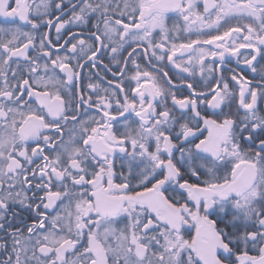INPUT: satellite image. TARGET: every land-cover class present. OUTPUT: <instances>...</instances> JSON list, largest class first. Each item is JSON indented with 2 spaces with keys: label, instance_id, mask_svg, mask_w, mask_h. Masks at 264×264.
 <instances>
[{
  "label": "snow or ice",
  "instance_id": "snow-or-ice-1",
  "mask_svg": "<svg viewBox=\"0 0 264 264\" xmlns=\"http://www.w3.org/2000/svg\"><path fill=\"white\" fill-rule=\"evenodd\" d=\"M66 8L72 15L69 21L56 18V40L60 41L65 24L79 21L84 25L95 17L96 32L89 36L94 43L79 38L83 33H70L58 47L43 33L37 45L35 35L20 26L34 31L42 25L51 28L52 19L42 18L53 15L49 9L63 13ZM169 11L181 14L189 31L197 22L198 29L219 31L233 19L252 20L257 27L251 23L229 27L219 35L198 30L197 35L209 38L175 44L165 24ZM0 18L9 25L0 24V231L11 229L6 214L16 203L37 211V219L26 226V236L20 229L8 232L13 237L12 251L0 264H232L233 257L238 264H264V139L257 136L258 132L264 135V116L257 114L258 100L264 101V75L255 88L242 74L230 77L238 84L237 110L245 111L237 123L221 109V105L230 106L226 100L237 99L222 75L210 92L212 100L204 106L223 117L217 120L198 110L197 98L204 93L191 83L185 85L190 96L177 99L135 59L147 57L149 68L153 60L166 59L180 69L181 63L173 57L177 52L188 53V67L183 71L199 65L204 73L206 59L213 58L214 63L218 58L223 65L226 54L235 55L244 48L255 51L251 59H244L251 66L257 56L264 60V0H0ZM156 30L159 42L153 37ZM244 32L247 35H241ZM237 38L244 43L236 46ZM125 44L132 48L127 57L123 56ZM204 46H215V50L206 51ZM30 49L35 56L29 55ZM60 49L64 55L53 59L51 50ZM109 51L110 62L122 74L129 64L136 69L133 99L127 94L117 96L123 91L119 85L95 100L82 92L73 93L83 67L80 60L87 57L92 68L99 64L111 71L100 58ZM158 52L163 54L157 56ZM41 60L46 62L41 64ZM21 61L27 65L31 82L24 78ZM207 70L212 72L211 63ZM162 75L169 88L175 87L166 72ZM97 87L87 85L89 91ZM79 105L94 106L99 119L77 121ZM113 106L125 120V113H134L139 127L126 125L129 130L118 138L113 132L117 116L107 110ZM68 112L74 113L71 121ZM68 122L80 127L69 129L65 141L61 126ZM201 123L208 136L195 143L203 131ZM45 131H54L61 139L56 142L55 137L44 136ZM241 139L258 140L261 151L242 152ZM125 143L132 149V159H139L143 167L129 176L121 174L125 182L114 184L115 145ZM45 148L54 155H45ZM120 152L127 149L121 147ZM201 173L208 179H202ZM193 178L198 182L190 183ZM137 187L143 191L137 192ZM169 188L185 191L186 202L166 196ZM27 192L40 203L26 204ZM117 192L121 194H112ZM49 210L56 214L49 217ZM120 217L130 223L114 227ZM189 225L195 228V236L187 239L183 232ZM241 245L244 251L238 253ZM252 249L259 256H250Z\"/></svg>",
  "mask_w": 264,
  "mask_h": 264
},
{
  "label": "flooded vegetation",
  "instance_id": "flooded-vegetation-1",
  "mask_svg": "<svg viewBox=\"0 0 264 264\" xmlns=\"http://www.w3.org/2000/svg\"><path fill=\"white\" fill-rule=\"evenodd\" d=\"M36 2H39V0H36ZM14 6V5H13ZM50 12L53 13V15L49 17H44L42 19H52L53 26L51 28L47 26H41V28L38 31L32 30L30 27H24L23 25H20L23 28V31L25 32H31L35 35L36 40L35 43L39 44V39L41 34L47 33L48 39L52 41L53 44H56L59 47V44H62L65 39L68 38L70 33H83L82 37L87 43H94L92 40L89 39V36L91 33L96 32V29L93 27L95 23H97V20L95 17L91 19V21L88 24L81 25L79 21H71L70 23L65 24V27L61 29L60 32V41L58 42L56 40V24H57V17H59L60 21H69L71 18V10L67 9L65 12L61 13L59 11H56L55 9H49ZM198 11L202 12V7L198 9ZM118 18V17H117ZM214 18V17H213ZM139 20V17L137 15V21ZM128 21L125 20V23ZM199 22H197L198 25ZM223 24V22H221ZM251 23L253 27H257V23L252 20H231L228 24H225L223 27L219 29V31L211 30L207 28L198 29L197 25H193L191 30H188V22H185L183 20V16L179 14L178 12H168L165 15V24L166 26L171 30L169 33L171 43L175 44H181V43H189L192 40L197 39H207L209 38L208 35H197V31L199 30L202 33H210L211 35H219L222 34L224 30H226L229 27H244V25ZM0 24H3L5 26H9L8 23L0 18ZM17 24H20V22L17 21ZM175 26V27H174ZM101 30L103 29V25H100ZM158 30L153 32V37L156 42H159L160 37L157 35ZM98 34V33H97ZM241 35H247V32L242 33ZM75 42V41H73ZM244 43L242 39L237 38L236 39V46L239 44ZM126 51L123 52V56L127 57V53L132 50V48L128 47L127 44H125ZM132 47H136L135 44H132ZM194 49L197 48L196 45L193 46ZM206 51L215 50V46H204ZM50 50V49H49ZM52 51V58L55 59L57 55H64V52L62 49L59 51L51 50ZM137 53H139V48H137ZM162 52H158L157 56L162 55ZM255 54L254 49H244L240 48L239 52H237L235 55L226 54L225 55V63L222 65L219 63V59L215 58V62L212 63L213 58H208L205 60V72L201 73L199 65L194 66L190 69L188 72H184L183 68L188 67V53H183V55L177 52V56L173 57V60H176L178 63H181L182 67L180 69H177L175 65L171 61H167L166 59L164 61H161L157 63L155 60H153V67L149 68L148 65L145 63V59H148L147 57L145 59H140L139 56H137L136 63L140 64L142 68L152 72L153 76L157 78V82L159 86L164 88L165 90H168L172 93H174L177 97V99H183L185 97L190 96V91L185 85L187 83H191L193 87L196 89L197 92L204 93V95L201 98H197V104H198V110H201L202 115H207L212 119L220 120L223 117L218 115H213V110L211 107H204L212 100V95L210 94L211 90L215 87L216 82L219 81L220 76L222 75L226 81L229 84V91L232 93H235L237 95V99L235 101H227L230 106L225 107L224 105H221V109L223 110L224 115H226L228 118H231L233 120H236L237 123H239L240 118H242L245 115L244 110H237V105L239 103L238 101V84L233 82L230 77L233 75L242 74L244 77H246L251 82V87L255 88L257 85H259L262 82V75L264 73L261 72V67L264 66V60H261L259 56H257V59L252 62V65H246L244 63V59L247 57L248 59H251V56ZM30 56H35L36 53L32 49L29 50ZM99 55V54H98ZM110 51L106 52L103 56H101V60L105 65H108V67L111 69V71H105L103 68L100 67L99 64L96 65V68H92V66L87 62V57L80 60V63L83 65L82 69L80 70L81 75L80 79L76 83V87L73 88V93L76 92H82L85 96H92V99L95 100L97 98V95L99 96H108L114 89L113 85H119L123 91L118 92L117 96L122 97L123 95L127 94L129 100H132L135 96L134 89L137 86V83L133 77L135 76L136 69L129 64L126 72L123 74L118 71V67L115 66L113 63L110 62ZM177 57H180V59H177ZM119 58V57H118ZM193 58L195 59V55H193ZM79 59V58H77ZM46 61L41 60L40 63L43 64ZM75 63V61H73ZM211 63L212 72H209L207 70V66ZM22 67L25 71V77L32 81V78L27 75V65L21 61ZM123 67V66H120ZM255 67L256 72H252L251 68ZM12 68L15 69V64L12 65ZM155 68H159L160 71H154ZM166 72L168 77L171 79V82L175 87L169 88V84L165 81L162 73ZM113 73L116 74V77L113 76ZM43 75L44 73H40ZM51 74V70L49 72ZM57 75H60L59 69H57L56 72ZM122 78H119L121 77ZM89 83L96 84L98 87L96 89H93L89 91L87 89V85ZM143 83V81H141ZM105 89L108 90V92H105ZM42 90V89H41ZM95 93V94H94ZM61 96L64 97L65 100L68 99V95L65 94V91H61ZM195 98V97H194ZM123 102V100H121ZM166 103L171 109L172 101L171 98L168 97L166 99ZM136 111L140 110V103L137 99L136 101ZM158 110H160V106H157ZM221 109H217L216 111L219 112ZM111 112L112 115L117 116V122L113 124V132H115L116 136L119 138L123 133L128 131L129 129L126 127V125H131L133 128H138L139 125L135 123V121L138 119L135 117L134 113L129 116L128 113H125V116L128 117L127 120L121 118L118 116V113L115 110V106H113L112 109H107ZM69 121H71L72 115L74 113L68 112ZM178 115V113H176ZM257 114L264 116V101L258 100L257 103ZM77 121L81 120H89L90 117H96V119H99V116L97 115V110L95 107L87 108L84 105H79V114H76ZM45 119H48V117H45ZM87 126V125H85ZM92 127H95L96 125H91ZM80 125L79 123L73 124L71 122H68L66 124H63L61 126L62 128V138L67 141L69 139V129H79ZM200 128L203 130L202 133L198 134L199 139L195 140V143H199V140L205 139L208 136V131L204 130L205 126L201 123ZM179 131V128L176 129ZM44 136L49 137H55L56 142H59L61 139V136H57L54 131H45L43 132ZM247 136V133L244 134ZM257 136H259L260 139H264V135H261L259 132L257 133ZM77 140L79 139V134H77ZM242 152H259L261 149L258 147L259 141L256 140L255 143H250L244 139L240 140ZM35 146V145H32ZM43 147V144L40 145ZM124 147L127 149L126 153L120 152V148ZM187 147H192V145H187ZM116 152L113 154V171L116 175L113 177V183L114 184H120L123 181L120 178V175L123 174V176H129V172L132 171L134 173H138L142 167L143 164H141L140 160H133L132 159V149L129 147L126 143L124 145H115ZM152 150V149H150ZM264 154V153H262ZM45 155L52 156L54 153L49 152L47 148H45ZM177 155H179L177 153ZM40 161H37L39 163ZM202 162V161H194V163ZM137 164H140V167H136ZM98 170V169H97ZM183 171V169H182ZM202 179H208L207 176H205L203 173H201ZM186 178H188L186 176ZM38 182V181H37ZM190 183H197L194 178L190 179ZM138 183V181L136 182ZM131 186V185H130ZM104 187H107V184L104 185ZM151 187V185H149ZM58 189L54 188L53 191H56ZM137 192H142L143 188L137 187L135 189ZM89 192L92 191V189H88ZM114 195H119L121 193H112ZM33 193L27 192V196L30 198L25 203L26 204H32L35 205L36 203H40L39 200H33L31 199ZM38 195H42V193H39ZM165 195L168 196L170 199L175 196L176 198L180 199L181 202H186L187 200V194L183 190L177 189L175 192H173L172 188H169L167 192H165ZM45 203L47 201H44ZM175 202V201H173ZM59 204V202H57ZM192 205L189 204V207ZM39 211H43V208L39 209ZM18 213V215L13 216L12 213ZM56 214V210H49L48 215L49 217L54 216ZM7 218L11 224V229L6 228L4 231H0V244L4 245V247H0V260H6L7 257L11 254L12 251V243H13V237L8 234L9 231H13L16 229L21 230V234L23 236L27 235V225H30L34 220L37 219V211L34 210V208H28L20 205L19 203H16L10 211L6 214ZM212 219H215V217H211ZM120 221L124 222L125 224L130 223V221L124 220L123 217H120L117 219V223ZM120 224V223H119ZM188 231L183 232L184 236L192 235L195 236V228L191 225L188 226ZM242 248L243 245H242ZM238 250V249H237ZM250 256H259V251L256 249H252L248 252ZM232 264H238V261L233 257Z\"/></svg>",
  "mask_w": 264,
  "mask_h": 264
},
{
  "label": "rangeland",
  "instance_id": "rangeland-1",
  "mask_svg": "<svg viewBox=\"0 0 264 264\" xmlns=\"http://www.w3.org/2000/svg\"><path fill=\"white\" fill-rule=\"evenodd\" d=\"M120 223V224H119ZM119 223L116 222V224L114 225V227H117V228H123L125 225H124V222L120 221Z\"/></svg>",
  "mask_w": 264,
  "mask_h": 264
},
{
  "label": "trees",
  "instance_id": "trees-1",
  "mask_svg": "<svg viewBox=\"0 0 264 264\" xmlns=\"http://www.w3.org/2000/svg\"><path fill=\"white\" fill-rule=\"evenodd\" d=\"M192 237V235H189V236H185V238H187V239H190ZM244 251V248H242V245H241V247L237 250V252L238 253H242Z\"/></svg>",
  "mask_w": 264,
  "mask_h": 264
},
{
  "label": "water",
  "instance_id": "water-1",
  "mask_svg": "<svg viewBox=\"0 0 264 264\" xmlns=\"http://www.w3.org/2000/svg\"><path fill=\"white\" fill-rule=\"evenodd\" d=\"M170 13H172V12H175V11H169ZM1 19H3V18H1ZM178 53H180V52H178Z\"/></svg>",
  "mask_w": 264,
  "mask_h": 264
}]
</instances>
